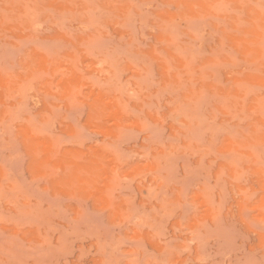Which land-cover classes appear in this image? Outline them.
<instances>
[{
  "label": "rangeland",
  "instance_id": "obj_1",
  "mask_svg": "<svg viewBox=\"0 0 264 264\" xmlns=\"http://www.w3.org/2000/svg\"><path fill=\"white\" fill-rule=\"evenodd\" d=\"M0 264H264V0H0Z\"/></svg>",
  "mask_w": 264,
  "mask_h": 264
}]
</instances>
